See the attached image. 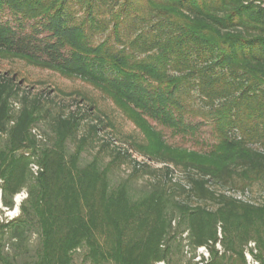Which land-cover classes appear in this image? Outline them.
Segmentation results:
<instances>
[{"label":"trees","instance_id":"trees-1","mask_svg":"<svg viewBox=\"0 0 264 264\" xmlns=\"http://www.w3.org/2000/svg\"><path fill=\"white\" fill-rule=\"evenodd\" d=\"M109 1L108 20L98 21L93 12L108 0H0V48L104 84L143 115L177 132L191 130L184 122L188 105L183 98L191 84L208 108L217 144L227 153L220 163L168 157L161 162L166 181H154L135 198L128 180L115 187L109 180L113 169L139 152L134 145L115 148L105 165L95 156L80 167V156L89 138L101 131L100 124L91 125L89 136L80 137L68 155L66 143L76 139L81 117L59 116L51 125L52 144L36 148L31 131L40 120L39 107L25 103L18 116H10L13 82L0 77L3 207L12 210L13 197L27 188L18 216L0 223V264H16L18 256L4 253L6 233L19 250L32 225L40 248L31 264H73L80 251L88 264H166L171 203L185 225L186 247L194 254L206 247L209 253L207 260L189 264H246L249 241L264 253V202L255 206L216 195L208 184L212 180L244 191L264 180L263 0ZM75 4L83 10L81 19L73 11ZM5 11L18 22H34L31 30L19 32L3 20ZM127 20L136 34L125 44L118 32ZM30 162L39 167L36 177ZM132 162L129 178L151 168ZM173 169L189 174L187 185L173 182ZM177 190L188 200H210L216 208L175 201Z\"/></svg>","mask_w":264,"mask_h":264},{"label":"rangeland","instance_id":"rangeland-1","mask_svg":"<svg viewBox=\"0 0 264 264\" xmlns=\"http://www.w3.org/2000/svg\"><path fill=\"white\" fill-rule=\"evenodd\" d=\"M109 5V0L106 5L99 4V7L93 12L94 18L98 21H107L110 16ZM72 8L76 17L79 19L84 17L83 10L78 5L75 4ZM1 15L4 21H9L19 32L23 29L28 33L34 24V22H18L6 11L2 12ZM129 24L128 20L125 21L118 32V37L125 44L136 34L129 27ZM109 33L97 36L95 42H100ZM111 42L115 44L114 37H111ZM0 77L6 80L11 79L13 82L12 95L8 100L10 116H18L25 103L27 105L36 104L39 107L38 116H40V120L31 131L32 134L34 133L36 148L52 144L51 125L59 116L81 117L76 139L66 143L68 155L73 152L80 137L89 136L91 125L100 124L101 131L96 136L89 138L88 145L80 156V167L89 163L95 156L99 158L101 165H105L114 157L115 148L126 150L130 144L134 145L139 152L132 153V160L138 164H149L150 170L146 174L139 173L136 177L129 178L135 163L126 159L121 166L112 170L109 180L111 187L128 180L131 195L135 198L150 189L154 181H161V179L166 181L167 177H164V173H162L163 165L161 162L168 157L181 161L203 162L210 160L213 163H220L227 153L225 147H220L217 144L212 132V124L207 116L208 108L201 104L196 89L192 88L191 84L185 86L183 90V95H185L183 98L188 105V113L184 116V122L191 130L187 129L188 131L183 133L143 115L137 108L121 100L104 84L74 74L64 73L43 63L11 54L3 48H0ZM31 164L33 162H30ZM188 175L187 172L180 169H173L171 179L173 182L187 185ZM30 179L28 187L34 180L32 176ZM1 185L0 181V187ZM208 187L216 195L221 194L243 203L261 206L264 202V180L255 183L244 191L240 190L237 185H223L212 180ZM26 190L27 188L22 189L13 197L14 208L16 197L20 195L23 198L22 193L27 196ZM174 199L189 203L192 206L200 205L210 211L216 208V205L210 200L201 202L188 200L186 195L179 190L175 191ZM8 213L9 211L1 203L0 190V220L11 219ZM11 216L14 215L11 214ZM167 216L172 218V231L170 233L171 238L167 239L165 243L170 251V260L166 264L197 262L198 254H194L190 246L189 248L186 247V244L189 243L185 225L181 222V217L172 203L168 206ZM35 230L36 225H32V231L27 236V242L19 250L11 245L13 241L9 240L8 233L4 236V253L8 255L18 254L15 258L16 264H31L36 260L40 244ZM252 244L254 245L253 249L249 247ZM219 248L221 251V247ZM246 249H248V253ZM246 249L244 255L246 253L250 254L251 257L261 255V250L254 240L248 242ZM254 251H256L255 255L252 254ZM83 256L84 251L75 254L73 264H88L82 261ZM260 257H264L263 252Z\"/></svg>","mask_w":264,"mask_h":264},{"label":"built area","instance_id":"built-area-1","mask_svg":"<svg viewBox=\"0 0 264 264\" xmlns=\"http://www.w3.org/2000/svg\"><path fill=\"white\" fill-rule=\"evenodd\" d=\"M29 169H30V172L33 175V177H36L38 175V173H39V167L36 166L35 163L31 164ZM21 195L23 196V198H21L20 195H18L16 197V205H15V208L13 207L14 210L12 209L13 210L12 212L9 209H6L7 211H9L8 216L11 217V219H9V220H12V219H14L15 217L18 216V208H19L21 202L24 201L27 198V196H24L23 193ZM11 214L14 215V216H11ZM4 221H8V219L0 220V222H4ZM216 247H217L218 250L220 249L219 248L220 247L219 245H216ZM249 247L251 249H253L254 245L253 244L252 245H249ZM247 250L248 249H246V251ZM255 252L256 251L252 252V254L255 255ZM247 253H248V251H247ZM247 253L245 254L246 264H264V257H261V259H256L255 257H251L250 254H247ZM195 254H198L197 262H200L202 258H204L205 260H207L208 257H209V253H208V250L206 249V247H200V248H198L196 250V253Z\"/></svg>","mask_w":264,"mask_h":264}]
</instances>
